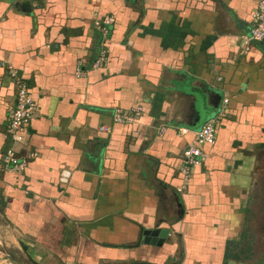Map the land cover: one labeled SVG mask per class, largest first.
<instances>
[{
    "label": "crops",
    "instance_id": "crops-1",
    "mask_svg": "<svg viewBox=\"0 0 264 264\" xmlns=\"http://www.w3.org/2000/svg\"><path fill=\"white\" fill-rule=\"evenodd\" d=\"M257 5L0 0V244L11 264H256L242 253L264 183V42L243 45ZM97 17L114 20L99 69ZM7 66L37 108L15 146L35 155L23 172L2 163L16 102ZM226 98L216 143L178 192L184 152ZM117 109L140 111L116 123ZM148 230L169 234L152 243Z\"/></svg>",
    "mask_w": 264,
    "mask_h": 264
},
{
    "label": "built area",
    "instance_id": "built-area-1",
    "mask_svg": "<svg viewBox=\"0 0 264 264\" xmlns=\"http://www.w3.org/2000/svg\"><path fill=\"white\" fill-rule=\"evenodd\" d=\"M114 20L110 17H97L94 21V26L100 34L101 50L98 55L94 68H102L108 58V38L111 32V26ZM264 42V0H258V5L252 15V25L249 34L243 37V45L245 52L249 51L252 43ZM9 75L14 79L16 86L15 105L9 110L7 118V135L11 142V147L3 156L2 163L6 171L23 172L34 154L28 158H20L16 149V145L24 141L27 127L31 120L35 117L37 108L34 97L27 83L19 77L18 71L12 66H7ZM83 73L78 71V75ZM229 100L226 98L223 101V108L216 119L208 121L204 127L196 134L194 142L184 152L183 165L180 168V177L183 185L178 188V192H183L188 186L191 177L196 168L201 167L206 162L207 156L202 151L204 145L213 146L217 139V125L220 119L225 115ZM139 109L131 112L117 109L113 114V119L116 123L133 122L139 116ZM164 129L161 130V133Z\"/></svg>",
    "mask_w": 264,
    "mask_h": 264
},
{
    "label": "rangeland",
    "instance_id": "rangeland-1",
    "mask_svg": "<svg viewBox=\"0 0 264 264\" xmlns=\"http://www.w3.org/2000/svg\"><path fill=\"white\" fill-rule=\"evenodd\" d=\"M260 187L252 198L250 240L245 244L242 253L244 259L255 260L256 264H264V183ZM7 252L10 251H5L0 244V262L3 264H11L12 259Z\"/></svg>",
    "mask_w": 264,
    "mask_h": 264
},
{
    "label": "water",
    "instance_id": "water-1",
    "mask_svg": "<svg viewBox=\"0 0 264 264\" xmlns=\"http://www.w3.org/2000/svg\"><path fill=\"white\" fill-rule=\"evenodd\" d=\"M169 234L168 230H153V231H145L144 236L151 238L152 243H154L156 238L158 239V244H160L165 237ZM228 264H243V263H236L234 261H230Z\"/></svg>",
    "mask_w": 264,
    "mask_h": 264
}]
</instances>
